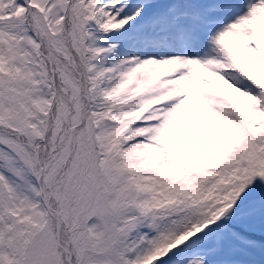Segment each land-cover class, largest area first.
Here are the masks:
<instances>
[{
  "label": "snow or ice",
  "instance_id": "1",
  "mask_svg": "<svg viewBox=\"0 0 264 264\" xmlns=\"http://www.w3.org/2000/svg\"><path fill=\"white\" fill-rule=\"evenodd\" d=\"M0 264H264V0H0Z\"/></svg>",
  "mask_w": 264,
  "mask_h": 264
}]
</instances>
